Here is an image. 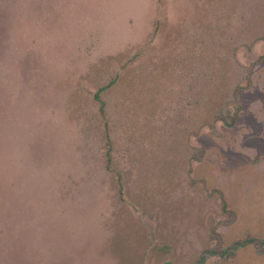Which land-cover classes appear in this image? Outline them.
Segmentation results:
<instances>
[{"label":"rangeland","instance_id":"obj_1","mask_svg":"<svg viewBox=\"0 0 264 264\" xmlns=\"http://www.w3.org/2000/svg\"><path fill=\"white\" fill-rule=\"evenodd\" d=\"M196 40L244 71L231 124L185 130ZM260 239L264 0H0V264H264Z\"/></svg>","mask_w":264,"mask_h":264},{"label":"trees","instance_id":"obj_2","mask_svg":"<svg viewBox=\"0 0 264 264\" xmlns=\"http://www.w3.org/2000/svg\"><path fill=\"white\" fill-rule=\"evenodd\" d=\"M209 48L206 42L196 40L191 47L189 46L181 53L174 55L175 60L179 62L182 68L176 74L179 76L180 95L185 104L183 113L185 130L192 127L194 120H196L195 116H198L201 121L212 117L229 124L236 119L237 110L231 112L229 103L234 101L238 82L244 77V71L236 62L234 55L229 53V57L226 58L224 53L217 50L212 52ZM153 69V66L144 68V74L152 72ZM116 78L117 75L110 78L106 84L97 87L93 94L99 102L101 112L105 110V100L100 92L111 86ZM196 109L197 115L193 113ZM108 142L111 143V140L108 139ZM108 151L107 160L109 162L110 154ZM252 240L253 238H246L237 241L234 246ZM260 242L264 243V239H260Z\"/></svg>","mask_w":264,"mask_h":264}]
</instances>
